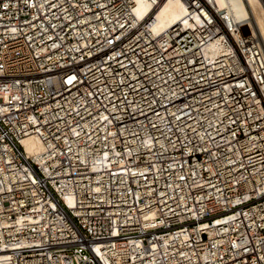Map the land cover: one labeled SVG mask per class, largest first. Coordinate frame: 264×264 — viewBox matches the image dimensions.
Returning a JSON list of instances; mask_svg holds the SVG:
<instances>
[{
    "label": "built area",
    "instance_id": "2783aa9c",
    "mask_svg": "<svg viewBox=\"0 0 264 264\" xmlns=\"http://www.w3.org/2000/svg\"><path fill=\"white\" fill-rule=\"evenodd\" d=\"M179 1L154 34L137 0H0V264H264V53Z\"/></svg>",
    "mask_w": 264,
    "mask_h": 264
},
{
    "label": "bare ground",
    "instance_id": "6f19581e",
    "mask_svg": "<svg viewBox=\"0 0 264 264\" xmlns=\"http://www.w3.org/2000/svg\"><path fill=\"white\" fill-rule=\"evenodd\" d=\"M135 10L139 20L151 16V30L160 34L171 26L182 21L186 14L184 4L179 0H164L156 8L145 0H137ZM216 9L231 24L235 25L238 33L240 28L247 27L251 37L261 47L264 53V0H215ZM28 157L36 161L43 150V144L35 137L21 140Z\"/></svg>",
    "mask_w": 264,
    "mask_h": 264
},
{
    "label": "rangeland",
    "instance_id": "374dc122",
    "mask_svg": "<svg viewBox=\"0 0 264 264\" xmlns=\"http://www.w3.org/2000/svg\"><path fill=\"white\" fill-rule=\"evenodd\" d=\"M242 34H243V35H249V36L251 35V33H250V31L247 29V27H243V28H242Z\"/></svg>",
    "mask_w": 264,
    "mask_h": 264
}]
</instances>
